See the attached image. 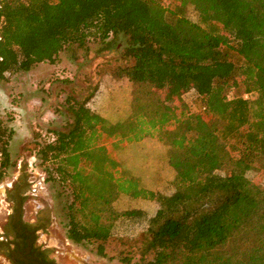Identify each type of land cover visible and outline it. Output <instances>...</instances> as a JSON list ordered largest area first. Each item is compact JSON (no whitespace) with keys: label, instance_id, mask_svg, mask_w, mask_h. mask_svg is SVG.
Segmentation results:
<instances>
[{"label":"trees","instance_id":"obj_1","mask_svg":"<svg viewBox=\"0 0 264 264\" xmlns=\"http://www.w3.org/2000/svg\"><path fill=\"white\" fill-rule=\"evenodd\" d=\"M121 39L126 65L113 77L131 85L129 117L113 123L91 98L69 97L71 129L38 144L72 198L68 240L102 254L121 220L142 218L141 264H264V0H0V82ZM12 134L0 124V184L14 166ZM147 138L168 148L169 194L123 175L119 153ZM123 196L158 208L119 211Z\"/></svg>","mask_w":264,"mask_h":264},{"label":"rangeland","instance_id":"obj_2","mask_svg":"<svg viewBox=\"0 0 264 264\" xmlns=\"http://www.w3.org/2000/svg\"><path fill=\"white\" fill-rule=\"evenodd\" d=\"M188 17L195 20L191 9ZM102 47L99 43L90 44L88 49L73 47L62 53L54 65L43 63L30 72L0 82V124H5L13 133L9 151L14 164L0 184V231L13 211L6 200L7 192L13 180L25 173L32 186L27 193L37 195L26 197L25 218L33 217L32 212L42 207L53 208L52 227L40 233V243L49 246L59 264H141L142 245L133 242L143 233L146 219L121 220L114 236L105 243L102 254L98 243L78 245L68 240L66 206L72 198L66 187L47 173L45 166H56L54 159L43 163L37 155L38 144L51 143L53 132L71 129L74 117L68 109L69 97L80 102L91 98L89 106L113 123L129 117L131 85L127 80L118 81L113 77L118 67L126 65L122 59L124 40H120L117 49L108 52H101ZM229 96H235L234 91ZM194 97L190 94L185 100L191 105ZM166 104L168 108L177 105L171 99L166 100ZM167 154L168 148L155 139L132 143L119 153L125 168L123 175L137 174L147 189L169 194L173 191V176ZM253 178L262 180L258 175ZM116 208L119 211L140 209L151 215L158 206L152 201L123 196ZM126 257L130 258L129 263L124 260ZM151 258L147 256L146 261Z\"/></svg>","mask_w":264,"mask_h":264},{"label":"flooded vegetation","instance_id":"obj_3","mask_svg":"<svg viewBox=\"0 0 264 264\" xmlns=\"http://www.w3.org/2000/svg\"><path fill=\"white\" fill-rule=\"evenodd\" d=\"M27 179L25 173L20 174L13 180L7 192L6 200L13 211L8 214L9 217L0 231V261L2 264H35L32 260L36 259L41 264H59L49 246L40 243V233L52 227L53 208L42 207L32 212L33 217L25 218L26 197L37 196L27 193L28 188L32 187ZM16 194L21 198L22 214L20 221L15 225ZM24 255H27V258H24Z\"/></svg>","mask_w":264,"mask_h":264},{"label":"water","instance_id":"obj_4","mask_svg":"<svg viewBox=\"0 0 264 264\" xmlns=\"http://www.w3.org/2000/svg\"><path fill=\"white\" fill-rule=\"evenodd\" d=\"M22 214V202L21 198L18 194H16V211L14 213V224L16 225L20 221V217ZM24 258H27V255L23 256ZM32 260V259H29ZM35 264H41L38 260H32Z\"/></svg>","mask_w":264,"mask_h":264},{"label":"crops","instance_id":"obj_5","mask_svg":"<svg viewBox=\"0 0 264 264\" xmlns=\"http://www.w3.org/2000/svg\"><path fill=\"white\" fill-rule=\"evenodd\" d=\"M17 75V74H16ZM97 113H99V112H97ZM100 114V113H99ZM101 115V114H100ZM101 116H103V115H101ZM104 117V116H103ZM104 118H106V117H104ZM107 119V118H106Z\"/></svg>","mask_w":264,"mask_h":264}]
</instances>
